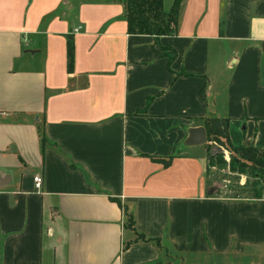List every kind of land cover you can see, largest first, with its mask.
<instances>
[{
	"label": "crops",
	"instance_id": "obj_1",
	"mask_svg": "<svg viewBox=\"0 0 264 264\" xmlns=\"http://www.w3.org/2000/svg\"><path fill=\"white\" fill-rule=\"evenodd\" d=\"M159 42L116 0H0V264H264V198L206 196L184 143L264 148V0H182Z\"/></svg>",
	"mask_w": 264,
	"mask_h": 264
},
{
	"label": "trees",
	"instance_id": "obj_2",
	"mask_svg": "<svg viewBox=\"0 0 264 264\" xmlns=\"http://www.w3.org/2000/svg\"><path fill=\"white\" fill-rule=\"evenodd\" d=\"M122 2L125 9V20L127 32L130 34H148L154 38V41L161 50L166 48L159 42V37L163 35L176 34L178 24L179 10L182 0H173L169 10H164L163 0H116ZM66 57L68 70H71L74 58V47L72 41H68L66 46ZM174 56H168L167 68L170 69V62ZM187 74V73H179ZM204 98V91H201ZM144 111H137L135 114H141ZM229 118L205 117L202 124L206 131L208 141H214L224 146L229 152V160L224 158L223 153L211 155L207 159V165L204 175V184L206 196L225 198L256 200L264 195V148L255 145L234 144L229 137ZM49 139L41 134V143L45 145ZM171 157L164 161L167 165ZM73 166V164H72ZM216 166L215 170H211ZM228 171H221V170ZM221 172V173H220ZM219 173L221 175L222 185L215 187L213 176ZM246 177L242 180L241 176ZM119 205L120 201L112 197ZM125 223L128 227H133L134 217L132 212L124 210ZM136 239L150 241L160 247L158 237H148L143 233L136 232ZM130 242L126 243L127 246Z\"/></svg>",
	"mask_w": 264,
	"mask_h": 264
},
{
	"label": "rangeland",
	"instance_id": "obj_3",
	"mask_svg": "<svg viewBox=\"0 0 264 264\" xmlns=\"http://www.w3.org/2000/svg\"><path fill=\"white\" fill-rule=\"evenodd\" d=\"M171 3H172V0H165V3L163 2V8H164V10H166V11L169 10V8L171 6ZM242 126H243V122H241V124L239 125V127L236 129L237 133L240 135L239 137H241L242 136V133H243ZM202 147H203V149H205L206 159H208V157L211 156V155L214 156L215 154L221 153V150H223L224 151V158L227 161L229 160V152L225 149L224 146L220 145L217 142L208 141L207 140L206 143L202 144ZM195 149H199V148H195ZM207 163L208 162L206 161V165H207ZM215 167L216 166H212L211 167V170H215ZM221 171H228V170L227 169L226 170H223L222 169ZM220 177H221V175L219 173H217V174H215L213 176V178L215 179L213 181V184H214L215 187H218V186L222 185L223 183H225L222 180H220ZM241 177H242L241 179L244 180V178L246 176L245 175H242ZM170 259H171V257H170Z\"/></svg>",
	"mask_w": 264,
	"mask_h": 264
},
{
	"label": "water",
	"instance_id": "obj_4",
	"mask_svg": "<svg viewBox=\"0 0 264 264\" xmlns=\"http://www.w3.org/2000/svg\"><path fill=\"white\" fill-rule=\"evenodd\" d=\"M207 142V136L204 126H195L191 127L188 130V136L185 139L186 145H202ZM220 148V147H219ZM221 153L224 154V151L221 150ZM264 182V177H263Z\"/></svg>",
	"mask_w": 264,
	"mask_h": 264
},
{
	"label": "built area",
	"instance_id": "obj_5",
	"mask_svg": "<svg viewBox=\"0 0 264 264\" xmlns=\"http://www.w3.org/2000/svg\"><path fill=\"white\" fill-rule=\"evenodd\" d=\"M77 30H78L77 28L74 29V31H77ZM33 180H34V183H35V187L39 188L40 185H41V180H42L41 177L39 175H36V176H34ZM263 198H264V195H263Z\"/></svg>",
	"mask_w": 264,
	"mask_h": 264
}]
</instances>
